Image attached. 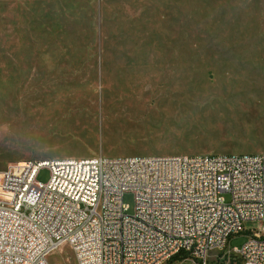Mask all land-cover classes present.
I'll return each mask as SVG.
<instances>
[{"label": "rangeland", "instance_id": "obj_1", "mask_svg": "<svg viewBox=\"0 0 264 264\" xmlns=\"http://www.w3.org/2000/svg\"><path fill=\"white\" fill-rule=\"evenodd\" d=\"M22 14L37 22L0 10V171L26 160L264 154V0H104L67 39L17 27ZM50 178L42 169L37 181ZM123 201L134 213V195ZM49 263L76 261L65 247Z\"/></svg>", "mask_w": 264, "mask_h": 264}, {"label": "built area", "instance_id": "obj_2", "mask_svg": "<svg viewBox=\"0 0 264 264\" xmlns=\"http://www.w3.org/2000/svg\"><path fill=\"white\" fill-rule=\"evenodd\" d=\"M42 169L47 184L37 181ZM249 222L258 229L246 231ZM241 234L247 242L229 250ZM65 247L76 264H264V154L9 164L0 171V264H50Z\"/></svg>", "mask_w": 264, "mask_h": 264}, {"label": "crops", "instance_id": "obj_3", "mask_svg": "<svg viewBox=\"0 0 264 264\" xmlns=\"http://www.w3.org/2000/svg\"><path fill=\"white\" fill-rule=\"evenodd\" d=\"M104 0H0V10L22 9L25 13H30L37 22L32 24V20L24 15L23 23H17L27 32L35 25L38 29L35 32L42 35L53 36L56 31L60 36L65 37V33L71 27L78 26L83 20L86 21L91 16V10L95 5L102 7ZM18 16V15H16ZM71 21L73 24H71ZM30 38V37H29ZM66 38V37H65ZM67 39V38H66Z\"/></svg>", "mask_w": 264, "mask_h": 264}]
</instances>
